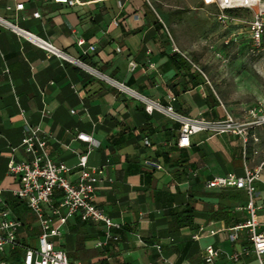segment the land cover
Returning a JSON list of instances; mask_svg holds the SVG:
<instances>
[{
    "label": "crops",
    "instance_id": "0c3cea01",
    "mask_svg": "<svg viewBox=\"0 0 264 264\" xmlns=\"http://www.w3.org/2000/svg\"><path fill=\"white\" fill-rule=\"evenodd\" d=\"M77 1L68 5L54 0H0V16L106 78L129 86L137 95L121 92L114 83L0 26V186H17L6 173L11 149L16 148L17 159L24 158L18 147L24 125L19 105L29 124L41 128L56 161L69 166L77 163L74 150L87 149V143L75 137L78 132L98 142L87 156L88 166L103 168L94 200L120 225L111 229L118 239L106 240L102 225L75 215L54 239L70 260L207 264L204 248L213 244L220 250L216 264H258L253 253L237 262L228 259L233 250L249 244L247 229L239 230L237 240L231 242L228 228L232 226L223 219L247 218L245 192L240 190L244 197L240 200L232 196L233 188L207 189L205 181L228 172L243 175L244 159L255 168L261 155L253 150H264V129L258 130L257 144L249 141L245 147L239 136L208 131L191 135L188 147H178L181 123L156 108L149 113L146 100L166 105L173 96L178 114L204 119L222 117L224 108L239 115L248 106L235 111L223 105L195 64L175 45L148 0ZM20 2L23 8L16 9ZM34 12L39 16L34 17ZM131 61L137 65L134 70ZM42 109L47 111L45 116ZM146 158L158 162L161 169L146 167ZM260 173L254 204L258 206L257 231L264 234V168ZM4 197L22 222L18 238L31 245L32 237L36 240L38 235L36 221L24 204L11 199L8 192ZM187 203L193 208L192 226L173 230L170 213ZM208 230L216 233L208 235Z\"/></svg>",
    "mask_w": 264,
    "mask_h": 264
},
{
    "label": "built area",
    "instance_id": "2783aa9c",
    "mask_svg": "<svg viewBox=\"0 0 264 264\" xmlns=\"http://www.w3.org/2000/svg\"><path fill=\"white\" fill-rule=\"evenodd\" d=\"M68 5H74L77 0H54ZM204 4H214L220 10L218 18L223 22L231 24L242 22L235 16L228 15L225 9L237 8H255L253 18L248 22L246 38L251 43L253 49L264 50V0H202ZM23 3L16 4V9H22ZM10 9V7H7ZM34 17L39 13L34 12ZM0 26L11 30L25 38L36 43L47 53L55 54L63 60H68L83 67L90 74L114 83L121 92L130 95H137L129 86L123 83L115 82L106 78L100 72L92 67L82 63L78 59H72L64 52L54 47L50 43L41 40L29 32L19 28L14 22L0 16ZM79 45L83 42L79 41ZM90 50L94 46H89ZM131 70L137 65L131 61L129 63ZM208 83V81H207ZM175 100L170 96L166 105H161L149 100L146 110L151 113L154 108L160 110L170 118L181 123L179 128L178 147H188L190 145V136L208 131L213 135L228 134L239 136L244 147L252 141L257 144L260 140L258 130L264 129V98L258 99L253 104L241 111V114L234 115L224 107V115L218 118L204 119L196 117H186L178 114L172 105ZM223 106V105H222ZM19 115L24 120L23 137L19 148L23 152L24 158L17 159L13 152L9 157L6 166V173L17 181V186L4 189L0 186V264H9L7 256L11 250L20 248L22 251L21 264H84L79 261H72L68 258L65 250L56 247L54 239L62 235V230L67 220L78 215L82 221H90L100 224L104 227L106 240L118 239V236L111 233L112 228H119L120 225L99 207L94 200V193L98 183L102 180L103 168L91 167L87 164V156L93 148L98 146V142L92 135L86 132H78L76 138L87 143L85 151L74 150L77 155V163L69 166L63 161L54 160L47 149L48 139L39 125L29 124L25 117V110L18 105ZM74 112L73 110L71 111ZM47 111L42 109V116ZM149 145L147 139L144 140ZM254 155H261L260 162L255 168H251L244 159L241 176L233 172L214 176L205 181L207 189H237L245 192L247 196L245 222L228 228L230 232L228 239L232 242L237 240V232L241 229H247L249 233V244L240 246L228 256V259L237 262L240 259L253 253L258 260V264H264L262 256L264 255V234L257 231V209L254 204L255 183L260 180L261 170L264 168V150L258 148L253 150ZM146 167L161 169V165L153 159L144 160ZM5 192L9 193L11 199L16 200L26 206L29 213L37 223L38 235L37 244L29 245L23 243L18 238V232L22 227V222L10 209L8 201L5 199ZM203 233L204 231L201 230ZM215 230H208V235H214ZM199 238V235H195ZM142 245H146L141 241ZM220 258V250L213 244L204 248L203 259L207 264H216ZM94 264V263H87Z\"/></svg>",
    "mask_w": 264,
    "mask_h": 264
},
{
    "label": "rangeland",
    "instance_id": "374dc122",
    "mask_svg": "<svg viewBox=\"0 0 264 264\" xmlns=\"http://www.w3.org/2000/svg\"><path fill=\"white\" fill-rule=\"evenodd\" d=\"M148 2L226 108L238 111L264 98V50L253 49L246 38L254 7L241 8L235 17L242 22L231 24L218 18L216 5L202 0ZM30 243L38 246L34 237Z\"/></svg>",
    "mask_w": 264,
    "mask_h": 264
},
{
    "label": "trees",
    "instance_id": "16d2710c",
    "mask_svg": "<svg viewBox=\"0 0 264 264\" xmlns=\"http://www.w3.org/2000/svg\"><path fill=\"white\" fill-rule=\"evenodd\" d=\"M241 8H237V9H225V12L228 15L231 16H236L237 15V11H239ZM173 59H175L174 55L172 56ZM176 61V59H175ZM182 61L184 62V59L182 58ZM232 196H234L237 199L243 200L244 197L242 196V193L240 192V190L234 189V193L232 194ZM246 197V196H245ZM172 220H171V226L173 230H178L181 227L184 226H192L193 224V218H194V213H193V208L190 205V203L185 204V206L183 208H181L180 210H174L170 213ZM221 215L219 214H215L214 218L216 219H221ZM224 221L228 224H230V226H235L238 223H242L246 220V218L244 217H239L237 215L235 216H225L223 217ZM20 250H17L16 248L11 250L9 256H7V261L11 262V263H16L19 264L22 261V257L20 254Z\"/></svg>",
    "mask_w": 264,
    "mask_h": 264
}]
</instances>
